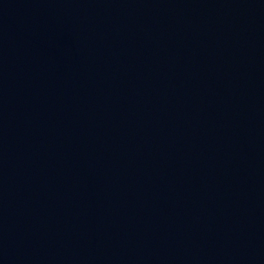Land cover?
I'll return each mask as SVG.
<instances>
[{
    "label": "water",
    "instance_id": "1",
    "mask_svg": "<svg viewBox=\"0 0 264 264\" xmlns=\"http://www.w3.org/2000/svg\"><path fill=\"white\" fill-rule=\"evenodd\" d=\"M0 264H264V0H0Z\"/></svg>",
    "mask_w": 264,
    "mask_h": 264
}]
</instances>
